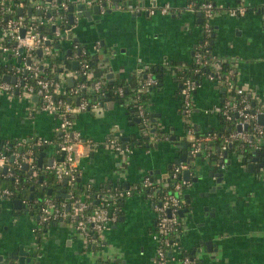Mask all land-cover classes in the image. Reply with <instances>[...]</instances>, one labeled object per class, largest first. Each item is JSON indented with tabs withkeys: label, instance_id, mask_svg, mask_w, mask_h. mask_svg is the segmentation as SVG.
Returning <instances> with one entry per match:
<instances>
[{
	"label": "crops",
	"instance_id": "crops-1",
	"mask_svg": "<svg viewBox=\"0 0 264 264\" xmlns=\"http://www.w3.org/2000/svg\"><path fill=\"white\" fill-rule=\"evenodd\" d=\"M204 1L207 0H93L92 3L73 0L75 22L56 41L58 48L51 53L56 58H65L76 49L75 43L85 49L94 44L92 48L97 52L91 54L92 62L95 55L99 59L89 68L90 85L84 94L95 92L92 84L98 80L104 89V94L95 98L101 100L97 108L73 114L74 128L93 142L89 153L80 158L78 179L97 189L129 188L150 176L159 191L151 195L148 189H141L123 197L119 201L118 219L94 240L67 222L42 223L38 211L28 209L22 201L0 195V255H3L0 264H10L11 260L20 264L10 253H17L21 246L28 252L26 257L31 258L29 264H158L157 242L153 238L157 221L155 199L169 189L171 168L185 156L184 146L178 145L185 142L189 150L192 148L193 134L189 131L184 134V125L193 126L197 134L223 128L219 108L226 90L207 74L201 77V85L193 96V112L186 115L182 107L184 71L192 67L204 38L201 6ZM210 1L216 6L211 37L214 32L216 36L211 42V53L221 64L233 69L234 80L246 87V94L260 109L259 113L264 112V0H246L248 11L244 16L229 12L237 0ZM82 4L88 14L81 16L78 6ZM129 5L134 9H129ZM164 5L169 6L166 13L160 11ZM147 7H156L157 12L148 13ZM54 28L55 25L46 26V31L52 32ZM74 56L71 66L59 73L57 65L45 58L43 52H37L34 60L41 63L46 74L65 78L62 89L66 90L79 83L80 60L75 53ZM58 66L63 68L64 61ZM149 73L156 75L159 83L142 95L148 115L145 130L154 125L159 130L147 131L148 137L139 144L146 132L134 122L140 116L136 94L141 80ZM9 74L5 70L2 80ZM112 82L123 88L122 95L117 86L112 88V94L106 88ZM73 98L77 101L76 96ZM59 121L57 114L42 110L41 99L35 94L0 93V144L8 139L51 140L37 155L39 160L44 152L39 166L43 173L47 172L44 166L59 157L56 150ZM241 129L246 128L243 125ZM118 136H130L119 139L127 150L121 152L116 148L113 140ZM218 147L214 144L212 150ZM201 154V158L194 156V166L185 161L193 182L185 190L184 208L189 210L180 215V229L171 237L174 245L169 254L180 260L185 254L193 255L196 249L193 256L199 264H264V177L253 172L236 149L229 150L222 166L227 170L222 187L216 194L206 195L219 178L211 172L219 173L221 167L207 147ZM202 158L209 162L205 168L197 164ZM200 174L203 178L197 183L193 179ZM5 181L0 183L6 185ZM186 194L191 196V202ZM206 205L208 209H204ZM207 240H213V244H207Z\"/></svg>",
	"mask_w": 264,
	"mask_h": 264
},
{
	"label": "built area",
	"instance_id": "built-area-1",
	"mask_svg": "<svg viewBox=\"0 0 264 264\" xmlns=\"http://www.w3.org/2000/svg\"><path fill=\"white\" fill-rule=\"evenodd\" d=\"M99 1L102 2L103 0ZM72 2L73 0H0V8L7 13L5 23L0 27V65L10 72L11 76H14V79L10 81H0V93L20 92L38 95L41 99L42 110L59 116L60 121L57 128L59 141L56 144L59 157L53 158L44 167L46 171L52 170L59 181L66 178L71 189L67 198L61 201L45 196L39 206L40 220L42 223L67 222L80 231L83 236L89 240H94L97 234H100L118 219V204L123 197L141 189H148L152 195L158 189L155 190L157 186L155 180L150 176H145L133 187H108L97 192L95 197L97 204H92V199H86L74 191L81 171L80 158L89 153L93 147V142L91 139H85L81 131L74 128L73 114L82 110L95 109L100 105L101 100L88 101L86 95L81 93L82 90L85 91L89 87V81H81L70 87L69 90H63L66 79L46 74L41 63L34 60L38 49H42L45 55L51 53L54 42L62 39L70 31L69 13ZM88 2L92 3L93 0H88ZM201 6L204 17V38H202L200 48L195 54L194 64H197V71L202 66H213L214 71L209 70L203 74H207L208 78L219 82L226 90L219 111L228 122L229 127L226 133H220L219 136L218 131L197 134L193 126H190L189 132L193 134L191 154L196 156L218 137L221 138L219 145V156L221 157L224 156V150L228 149V144L234 140L239 141L240 152H244L248 146L261 148L264 146V122L260 123L258 119L260 109L251 102L250 97L246 94V87L234 80L233 69L228 68L222 72V64L216 60L212 53L209 55L211 51L210 37L213 30L212 19L216 6L210 0L204 1ZM29 8H32L31 13H29ZM135 8L140 9L139 7ZM19 9L23 10L22 13H19ZM129 9L134 8L129 5ZM146 10L148 13L157 12L156 7H147ZM160 11L162 13L168 12L169 6H162ZM247 11L248 3L246 0H237V4L229 8V12L236 16H244ZM15 12L18 14L12 15ZM27 14L30 16L28 21L25 19ZM51 25H55L52 32L41 30V27L46 28V26ZM23 28L24 33L22 34ZM6 39L13 41V44L6 43ZM47 41L51 43H47ZM73 47L78 48L79 46L75 43ZM76 56L80 60L79 73L88 77L89 62L81 59L78 53ZM12 58L18 61L14 63ZM182 82L183 108L186 114L190 115L193 112V96L201 85V80L190 75H184ZM158 83L159 78L149 73L141 80L137 88L138 96ZM93 84L92 87L96 92L104 94L102 81L98 80ZM117 91L119 94H123L121 86H117ZM67 93L72 95L69 99L65 96ZM75 96L79 102L72 103V97ZM138 96L137 108L142 117V122L147 123L148 115ZM239 124L241 126L246 124L247 128L239 129ZM257 138L260 140L256 141ZM9 140L2 143L0 176L5 178L13 176L18 183L20 177L15 175L16 169L34 172L39 167L34 146H45L51 140L43 137H37L30 141L16 139L12 143ZM113 141L119 151L128 149L126 145H122L118 138ZM26 144L28 145L27 148L17 149V146L22 147ZM25 162L28 164L27 168H24ZM188 167L189 164L185 161L174 164L169 176L173 180V189L163 190L159 193L160 196L155 199L157 221L153 238L157 242L156 261L158 264H199L198 259L193 255L185 254L180 260H175L176 258L169 254L172 245H174L171 236L178 231L181 224L179 210L186 204L185 190L192 184L191 179H186L183 175L184 170ZM86 186L91 187V185ZM0 195L12 199L14 198V190L10 186L0 183ZM21 201L25 205L28 203L27 198H21Z\"/></svg>",
	"mask_w": 264,
	"mask_h": 264
},
{
	"label": "trees",
	"instance_id": "trees-1",
	"mask_svg": "<svg viewBox=\"0 0 264 264\" xmlns=\"http://www.w3.org/2000/svg\"><path fill=\"white\" fill-rule=\"evenodd\" d=\"M16 14H18V13L15 12L12 15L16 16ZM6 15H7V13L4 12V10L2 8H0V27L6 21ZM28 18H30V16L27 14L26 18H25L26 21H28ZM41 30L45 31L46 28L41 27ZM210 39H212V37H210ZM5 42L8 44H13V41H11L9 39H6ZM56 44H57V42L55 41L53 48H55L57 46ZM211 47L212 46L210 45V49H211ZM78 48H76V49L74 48L75 50H73V53L71 55H69L68 57L66 56L65 58L64 57L63 58H56L52 53L45 55V58L49 59L51 61V63H55L57 65L56 66L57 73H59L60 70H64L65 68H69L71 66L74 53L75 54L78 53L79 57L81 59L87 60L90 64V67H91L92 66V55L88 51H84V50L79 51ZM209 55H211V51H210ZM62 61H64V67L59 68L58 63H60ZM196 66H197V64H194V62H193L192 67L190 69H186L184 71V74L193 76L198 80H202L201 77L204 75L203 72H208L209 70L214 71V68L211 65L202 66L199 71L196 70ZM152 69L154 71V68H152ZM227 69H228V66L222 64L221 71L223 72ZM5 70L6 69L0 65V81L3 79V75L5 73ZM50 76H52V75H50ZM53 76L55 77V75H53ZM78 79H79V82L89 81L87 79V77L81 73H79ZM116 86H118V83L112 82L106 88L112 94L114 92L112 88H114ZM67 90H69V89H67ZM147 90H149V88L146 89L145 91H147ZM81 93L83 94V93H85V91L82 90ZM99 93H101V92L95 91L91 94L86 95L87 100L88 101L97 100L95 98H98L97 96L99 95ZM144 94H145L144 92L141 93L139 96H138V94H136L141 99V102H142V95L144 96ZM65 96H66V98L69 99L72 95L70 93H67ZM74 102L76 103V101H74V98L72 97V103H74ZM221 119H222V123H223V126H222L223 128L221 130H218L219 136H220V133H226V131H228V127H229V125L227 124L228 122L223 118L222 115H221ZM13 140L14 139H10L9 141L12 143V142H14ZM139 141H140L139 144L143 143V141H145V137L144 136L140 137ZM231 143H232V145H230ZM231 143L228 144V147H227L228 150L236 149L237 153H239L240 152L239 147H238L239 141L234 140ZM214 144L219 146L221 144V138L218 137L216 140H214V142H211L209 144V147L207 146L208 150L211 151L210 155H212L214 157H218L219 150H215V151L212 150L213 149L212 146ZM27 146H28L27 144L22 146V147L17 146V149H21V148L25 149V148H27ZM43 148H44V146H34L35 154L39 155V152ZM251 149H252V147L248 146L245 151L249 152ZM1 151H3V146L0 144V152ZM15 175H18L20 177V181L18 183H16V179L13 176H10V177L4 178L6 180L5 184L7 186H10L14 190V199L17 197L28 199V203L26 204V206L30 210L33 209L34 211L39 212V206H40L41 200L45 196H50V197L54 198L56 201H61V200L66 199L67 195L71 189L69 183H64L63 181H59L57 179L55 173L52 170H48L47 172L43 173V172H41V168H39V167H37L34 172L33 171L31 172L30 170L20 171V170L16 169ZM4 179L2 176H0V182ZM168 179L170 181L168 184V188H169V190H172L173 189V180L171 177H169ZM157 187L158 186L155 187V190L158 189ZM103 189H105V188L97 189L93 186L88 187V186H86V184H84L82 182V180L78 179L77 183H76V187L74 188V191L77 194L82 195L86 199L87 198L89 200L92 199V204H97V200L95 201L96 194H97V192H101ZM62 193L66 194V196H62L61 195ZM45 224H47V223H45ZM179 229H180V227H179Z\"/></svg>",
	"mask_w": 264,
	"mask_h": 264
},
{
	"label": "water",
	"instance_id": "water-1",
	"mask_svg": "<svg viewBox=\"0 0 264 264\" xmlns=\"http://www.w3.org/2000/svg\"><path fill=\"white\" fill-rule=\"evenodd\" d=\"M78 8L80 9V11L78 12L81 16L84 14V13H86V14H88V12L86 11L87 9H86V5L85 4H82L81 6H78ZM22 9H19V13H22ZM70 11H71V13L69 14V16H70V24H69V27H71L72 26V24L75 22V19H74V13H73V11H74V5H71L70 6ZM32 12V8H29V13H31ZM200 14H201V12H200ZM24 33V28L22 29V34ZM212 36H213V39H212V43L215 41L214 40V37L216 36V33L214 32L213 34H212ZM68 37H72V34H69L68 35ZM76 39V38H75ZM47 43H51L50 41H47ZM57 48H58V46H56ZM94 48V44H93V46H91V48ZM89 49H85V48H83V46H79V51H88L90 54H93V53H96L97 51L96 50H94L93 48V51H92V49L90 48V47H88ZM37 52L38 53H42L43 52V50L42 49H38L37 50ZM69 52H71V50H69ZM99 56L97 55H95L94 56V58H96V60L95 61H93L92 62V65H96L97 63H98V58ZM20 59V58H19ZM93 59V58H92ZM29 62H30V58H29ZM78 61L77 62H75V68H77L78 66ZM113 73V72H112ZM109 76V75H108ZM5 80H7V81H10V80H12V77H11V75L9 74L8 76H6L5 78H4ZM92 86H94V84H92ZM38 96V95H37ZM121 101H123V99H121ZM76 102H79V99L77 98V101ZM254 105H255V102H254ZM258 116H259V120L261 121V122H263L264 121V112H261V113H259L258 114ZM136 118V119H135ZM134 118V122H138L139 123V129L140 130H142V131H144V132H146V135L144 136L145 138H147L148 137V135H147V131L148 132H156V131H158L159 130V127H158V125H154L153 126V128H147V130H145V124L144 123H142V117H135ZM154 119V118H153ZM245 126V128H247V125L245 124L244 125ZM238 128L239 129H241V124H239L238 125ZM160 131H161V129H160ZM162 132H163V130H162ZM132 137V136H131ZM134 137H136V133L134 134ZM118 139H122V140H125V139H130V136H125V137H119L118 136ZM184 143V144H183ZM181 142V144H179L178 145V148H181V146H184V154H185V156H183V158H179L178 160H176L177 162H181V161H188V163L190 164V166H194L195 165V162L193 161L195 158H194V156L191 154V151L188 149V147H187V143H185V142ZM230 145H232V143L230 144ZM218 150H219V147L217 148ZM226 153V155L228 154V152L226 151L225 152ZM259 154L260 153H263L264 154V152H258ZM43 155H44V152H41V154H40V156H39V160H38V163H39V166H41L42 165V161H43ZM196 157L197 158H201L202 157V154H201V152L200 153H197V155H196ZM255 158H257V157H255ZM214 159V158H213ZM212 159V160H213ZM216 159V158H215ZM51 162V161H50ZM211 162V161H210ZM225 161H224V159H220L219 160V163H220V167H221V169H220V172L219 173H217V172H214V171H212L211 172V174H213V175H218L219 176V178L217 179V181H216V183L215 184H213L206 192H205V194L206 195H210L211 193H215L216 191H217V189H219L220 187H222V185H223V180H224V174H225V172L227 171L226 169H223L222 168V166H223V163H224ZM198 165H200L201 167H203V168H205V166L207 167V165H209V162H207L206 161V159L204 158H202L201 159V161H199L198 163H197ZM249 165H252V162H250V164ZM28 167V164L25 162L24 163V168H27ZM5 170H6V168H5ZM31 172H32V170H30ZM190 173H191V169L190 168H188V169H186V170H184V177L186 178V179H190L191 178V176H190ZM42 178V177H41ZM201 178H203V174H200V175H198V176H196V177H194V181L195 182H199L200 180H202ZM63 182L64 183H67V179L65 178L64 180H63ZM216 194V193H215ZM62 196H66V194H64V193H62L61 194ZM186 197L188 198V202H191L192 201V199H191V196L189 195V194H186ZM15 200V202H19V203H21V198H18V199H14ZM22 205V204H21ZM196 208V205H194V208L193 209H195ZM209 208V206L208 205H206V206H204V209H208ZM189 210V207H186V208H181L180 210H179V213H180V215L181 216H184L185 215V212L186 211H188ZM200 243H202V241L200 242ZM206 243L207 244H213V240H207L206 241ZM216 249V248H215ZM209 250H212V248L211 249H209ZM195 252H196V249H194L193 250V252H192V254L194 255L195 254ZM27 253L28 252H26L25 250H24V248H23V246H21V248L18 250V252L17 253H14V254H11L10 253V257H16V258H18V261H19V263L20 264H26V262L29 264V262H30V257H26V255H27ZM3 258V255H0V259H2ZM10 264H14V261L13 260H11L10 261Z\"/></svg>",
	"mask_w": 264,
	"mask_h": 264
},
{
	"label": "flooded vegetation",
	"instance_id": "flooded-vegetation-1",
	"mask_svg": "<svg viewBox=\"0 0 264 264\" xmlns=\"http://www.w3.org/2000/svg\"><path fill=\"white\" fill-rule=\"evenodd\" d=\"M182 85H183V82H182ZM182 107H184L183 97H182ZM183 110H184V108H183ZM193 110H194V105H193ZM184 113L186 114L185 111H184ZM189 127L190 126H189L188 123H186L184 125V128H185V133L184 134L188 133ZM226 151L229 152L228 149L224 150V154H223L224 156L223 157L218 155V157H215V158L218 159V160L225 159V157L228 155V154L226 155V153H225ZM258 152H264V146H262L261 148H256V147L252 148L249 152H246V151L239 152V153H237V155H239L240 158H242L243 162H247L248 161V165L250 164V162H252V165H249L250 168L252 169V171L253 172L257 171L258 174H261L263 176L264 175V154L263 153L259 154ZM255 157H257V158H255ZM192 184H193V182H192ZM156 259H157V256H156Z\"/></svg>",
	"mask_w": 264,
	"mask_h": 264
}]
</instances>
